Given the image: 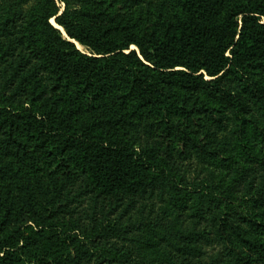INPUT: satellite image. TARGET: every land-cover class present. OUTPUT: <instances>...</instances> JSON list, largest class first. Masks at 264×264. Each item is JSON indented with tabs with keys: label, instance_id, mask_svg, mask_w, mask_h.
I'll list each match as a JSON object with an SVG mask.
<instances>
[{
	"label": "trees",
	"instance_id": "16d2710c",
	"mask_svg": "<svg viewBox=\"0 0 264 264\" xmlns=\"http://www.w3.org/2000/svg\"><path fill=\"white\" fill-rule=\"evenodd\" d=\"M260 123L264 0H0V264H264Z\"/></svg>",
	"mask_w": 264,
	"mask_h": 264
},
{
	"label": "rangeland",
	"instance_id": "374dc122",
	"mask_svg": "<svg viewBox=\"0 0 264 264\" xmlns=\"http://www.w3.org/2000/svg\"><path fill=\"white\" fill-rule=\"evenodd\" d=\"M60 8V14L64 10V5L58 4ZM59 14V15H60ZM51 23L53 24L54 27H56L58 30L63 33V36L66 37L64 34V31L58 28L54 22V20H51ZM74 43V42H73ZM77 49H78V44L75 43ZM132 50L135 48L132 47ZM83 53H88L87 50L79 45V49ZM261 127L263 128L264 131V123H260ZM228 138L230 139V148L227 153L224 154L223 158L220 161L215 162L211 166H206V167H201L197 166L194 169L196 171H201L203 172V175L201 174V179L203 178H208L209 182H212V184L216 186H221L222 192L229 191L228 193H231L233 195L234 200H239L241 198V194L237 192L238 188H235L234 190L232 189V183L233 179L236 177L237 173H241V168L244 165V161L242 159L243 157V149L241 147L240 141L230 133H227ZM260 137H262V133L255 134L252 130H249L247 133L246 137V143L247 146H252L254 148L258 147V143L260 140ZM194 177V172L191 175V178ZM233 200V199H232ZM157 207H165L168 211V214L170 215L171 219H175L178 227L182 230H187L191 228L193 224V220L189 219L187 217V213H181L178 209H176L174 206H171L170 204L164 203V204H159L156 203ZM155 243V242H153ZM162 247L157 246L155 243V246L149 251V255H151L152 258H159L161 257Z\"/></svg>",
	"mask_w": 264,
	"mask_h": 264
},
{
	"label": "bare ground",
	"instance_id": "6f19581e",
	"mask_svg": "<svg viewBox=\"0 0 264 264\" xmlns=\"http://www.w3.org/2000/svg\"><path fill=\"white\" fill-rule=\"evenodd\" d=\"M54 24V23H53ZM59 28V27H58ZM61 29V28H60ZM61 30H63V29H61ZM63 34V33H62ZM65 35V34H64ZM75 43V42H74ZM78 46V49H79V45H77Z\"/></svg>",
	"mask_w": 264,
	"mask_h": 264
}]
</instances>
